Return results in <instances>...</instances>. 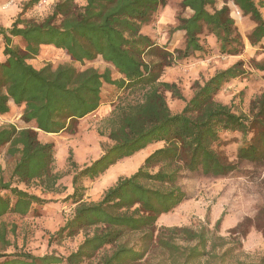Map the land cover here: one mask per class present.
<instances>
[{
	"label": "trees",
	"instance_id": "obj_1",
	"mask_svg": "<svg viewBox=\"0 0 264 264\" xmlns=\"http://www.w3.org/2000/svg\"><path fill=\"white\" fill-rule=\"evenodd\" d=\"M59 0L41 22L18 18L6 29L0 24V42L5 60L0 61V117L11 103L22 109L25 127L0 128V150L8 146L15 158L12 179L28 184L39 182L46 191H55L62 178L54 172L56 146L42 142L40 133L75 134L81 120L103 104L104 84L120 92L107 118L110 143L101 155L82 168L70 152L73 171L72 191L62 200L75 206L73 215L53 234L55 241L83 234V241L68 256L28 252L0 253V264H82L107 247L98 264L152 263L151 250H158L167 264H227L236 252V243L224 237L212 240L205 228L163 227L156 229L162 215L174 212L187 200L178 186L182 171L204 176L226 177L244 161L264 162V92L251 106L250 116L237 113L215 99L225 86L247 77L244 62L216 71L210 78L196 81L191 99L186 100L176 83L161 81L164 70L176 63L203 59L210 49L201 36L210 33L224 56H240L246 49L230 7L210 11L217 0H181L193 13L179 19L175 30L185 33V47L176 54L161 47L144 26L153 23L154 14L167 0ZM42 0L24 2L20 17ZM235 10L250 17L255 26L247 36L251 46L264 44V0H233ZM21 42L15 43L13 39ZM43 46L63 50L71 64L35 68L30 61ZM146 58H154L150 62ZM102 59L112 70H79L75 64ZM264 71V60L255 63ZM185 101L183 110L173 113L166 93ZM234 135H240L230 138ZM233 140V142H232ZM240 142L236 161H230L220 148ZM163 143L130 177H121L97 202H86L85 180L95 181L118 162L130 158L149 145ZM157 167L156 172H151ZM51 203L11 182L0 181V244L11 246L8 230L1 219L8 214L38 216L37 209ZM222 219L217 221V226ZM236 235L237 231L233 232ZM217 240L223 248L217 250ZM264 264V255L257 262Z\"/></svg>",
	"mask_w": 264,
	"mask_h": 264
},
{
	"label": "rangeland",
	"instance_id": "obj_2",
	"mask_svg": "<svg viewBox=\"0 0 264 264\" xmlns=\"http://www.w3.org/2000/svg\"><path fill=\"white\" fill-rule=\"evenodd\" d=\"M28 0H0V24L8 29L20 18L23 21L41 22L52 11V7L59 0H42L34 9L29 10L20 17L24 2ZM80 5L83 0H76ZM224 5L230 7L231 16L244 38L246 49L240 56H224L218 51V44L207 31L201 36L202 44L210 49V54L203 59H194L189 62H179L164 70L161 81L176 83L186 100L191 99L196 81L210 78L216 71L232 66L238 61L244 62L247 77L237 79L225 86L217 93L215 99L227 104L237 113L250 116L252 102L264 92V71L256 68V62L264 60V44L251 46L247 36L255 24L250 17L238 15L233 0H217L216 6L210 8L220 9ZM264 18V9L261 10ZM189 8H184L181 0H167L165 6H160L154 14L153 23L144 26L142 31L150 35L159 46H167V51L176 54L177 50L185 47V33L175 30L179 19L192 15ZM15 43L21 42L13 39ZM33 62L37 67L44 68L51 65L57 68L60 65L71 64L67 54L53 46H43ZM154 58H146L150 62ZM77 69L94 68L104 72L107 68L112 70L113 79L121 76L106 64L102 59L84 64H75ZM120 92L109 84L102 89L103 104L92 115L81 120L75 134L63 132L59 134L40 133L42 142H51L56 146V163L54 172L62 178L55 191H46L39 182L28 184L12 179V170L15 158L11 157L8 146L0 150V181L11 182L14 187L26 190L51 203L38 207V216H20L8 214L1 219L8 230L7 238L11 242L9 248L0 244V253L28 252L36 256L47 253H56L68 256L74 252L83 241V234L62 241H55L49 245L50 235L56 232L74 213L75 206L63 203V199L72 191L73 171L68 165L70 152L79 168L96 160L103 152V146L110 143L109 126L107 118L111 115L113 104L117 102ZM167 103L173 113H179L185 106V101L166 93ZM10 112L0 117V128L8 125L25 127L21 121L22 109L11 103ZM241 138L234 135L230 138ZM233 142V140H232ZM240 142L224 145L220 150L228 156L230 161H236L237 148ZM163 143L152 144L134 156L124 159L112 166L103 176L95 181L85 180L88 191L86 202H97L104 192L115 185L121 177H130L142 166L145 159L156 149L163 147ZM157 167L151 172H156ZM178 186L187 194L183 206L174 212L162 215L156 225L157 231L163 227H188L194 230L205 228L212 240L218 237L226 238L229 247L236 243V252L227 259V264H248L257 262L264 255V162H242L238 169L226 177L204 176L201 172L182 171L177 181ZM222 219L217 226V221ZM238 234L236 235L235 232ZM217 250L223 248L217 240ZM107 247L93 259L85 260L82 264H98L99 259L106 252ZM152 263L167 264L164 256L158 250H151L149 254ZM214 264V262H213Z\"/></svg>",
	"mask_w": 264,
	"mask_h": 264
},
{
	"label": "crops",
	"instance_id": "obj_3",
	"mask_svg": "<svg viewBox=\"0 0 264 264\" xmlns=\"http://www.w3.org/2000/svg\"><path fill=\"white\" fill-rule=\"evenodd\" d=\"M46 47H49V46H46ZM3 60H5V57H4V44H3V42L1 41L0 42V61H3ZM36 60L35 59H33V60H31L30 61V63L35 67V68H37V69H40V67H37L33 62H35ZM185 203V202H184ZM181 207L183 206V204H181L180 205ZM179 206V207H180ZM178 207V208H179Z\"/></svg>",
	"mask_w": 264,
	"mask_h": 264
},
{
	"label": "built area",
	"instance_id": "obj_4",
	"mask_svg": "<svg viewBox=\"0 0 264 264\" xmlns=\"http://www.w3.org/2000/svg\"><path fill=\"white\" fill-rule=\"evenodd\" d=\"M236 13H237L238 15H240V12L237 11Z\"/></svg>",
	"mask_w": 264,
	"mask_h": 264
}]
</instances>
